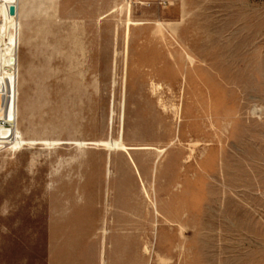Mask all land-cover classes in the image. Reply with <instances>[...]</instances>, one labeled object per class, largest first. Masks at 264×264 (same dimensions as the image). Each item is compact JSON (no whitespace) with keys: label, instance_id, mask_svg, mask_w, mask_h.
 Listing matches in <instances>:
<instances>
[{"label":"rangeland","instance_id":"rangeland-1","mask_svg":"<svg viewBox=\"0 0 264 264\" xmlns=\"http://www.w3.org/2000/svg\"><path fill=\"white\" fill-rule=\"evenodd\" d=\"M0 85V264H264V0H0Z\"/></svg>","mask_w":264,"mask_h":264},{"label":"crops","instance_id":"crops-1","mask_svg":"<svg viewBox=\"0 0 264 264\" xmlns=\"http://www.w3.org/2000/svg\"><path fill=\"white\" fill-rule=\"evenodd\" d=\"M47 242L48 264H138L137 230L93 229ZM81 238V239H80Z\"/></svg>","mask_w":264,"mask_h":264},{"label":"built area","instance_id":"built-area-1","mask_svg":"<svg viewBox=\"0 0 264 264\" xmlns=\"http://www.w3.org/2000/svg\"><path fill=\"white\" fill-rule=\"evenodd\" d=\"M4 96H5V94L3 92V86L0 85V110L2 109V107L4 105V102H5ZM1 121L2 120H0V122ZM1 123H4L5 124V122H1ZM6 125H8V124H6ZM10 140L11 139H8V138H4V139L2 138V139H0V142H1L0 143V149L1 150L5 149L4 147L9 145L8 141H10Z\"/></svg>","mask_w":264,"mask_h":264},{"label":"water","instance_id":"water-1","mask_svg":"<svg viewBox=\"0 0 264 264\" xmlns=\"http://www.w3.org/2000/svg\"><path fill=\"white\" fill-rule=\"evenodd\" d=\"M14 13H15V12H14V9H12V10H11V14H13V15H14ZM10 62H11V64H12V65H14V64L16 63V60H15V58H14V57H12V58L10 59Z\"/></svg>","mask_w":264,"mask_h":264},{"label":"bare ground","instance_id":"bare-ground-1","mask_svg":"<svg viewBox=\"0 0 264 264\" xmlns=\"http://www.w3.org/2000/svg\"><path fill=\"white\" fill-rule=\"evenodd\" d=\"M12 57H14V55H13ZM12 57H11V58H12ZM14 58H15V57H14ZM10 64H11V62H10ZM11 65H12V64H11ZM14 65H15V64H14ZM14 65H12V66H14Z\"/></svg>","mask_w":264,"mask_h":264}]
</instances>
